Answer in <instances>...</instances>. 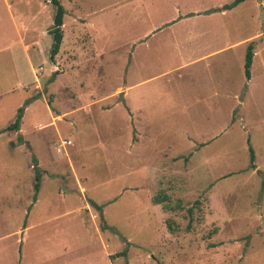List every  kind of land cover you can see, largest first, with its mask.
<instances>
[{"label":"rangeland","instance_id":"1","mask_svg":"<svg viewBox=\"0 0 264 264\" xmlns=\"http://www.w3.org/2000/svg\"><path fill=\"white\" fill-rule=\"evenodd\" d=\"M234 1L59 0L51 59L56 6L0 0V264H264V0Z\"/></svg>","mask_w":264,"mask_h":264},{"label":"trees","instance_id":"2","mask_svg":"<svg viewBox=\"0 0 264 264\" xmlns=\"http://www.w3.org/2000/svg\"><path fill=\"white\" fill-rule=\"evenodd\" d=\"M51 3H53L56 6V13L54 16V23H53V27L50 31V33L53 35V45L50 51V57L51 59H54V57L56 56V54L59 52L60 46H61V42H62V38H63V31H62V25H63V17H64V8L62 7V5L60 4L59 0H50ZM242 0H235L233 2V4H236L238 2H240ZM253 46L252 44H249V46L247 47V52H246V57H245V74L247 76V78H250V67L252 65V61H253ZM22 108H19L18 110V114L15 118V120L9 124L6 127V130H19L20 129V122H21V118H22ZM250 149V154H251V167H255V155H254V151L252 149V147L249 148ZM37 180H39V177L37 176ZM36 186H38V183H36ZM160 201L158 200L157 203H159ZM94 204L98 210L101 209V206L95 204L94 202L92 203ZM119 255L121 256H125L126 255V251H121L119 253Z\"/></svg>","mask_w":264,"mask_h":264},{"label":"water","instance_id":"3","mask_svg":"<svg viewBox=\"0 0 264 264\" xmlns=\"http://www.w3.org/2000/svg\"><path fill=\"white\" fill-rule=\"evenodd\" d=\"M119 101L123 102L124 103V97H123V93H120L119 95Z\"/></svg>","mask_w":264,"mask_h":264},{"label":"built area","instance_id":"4","mask_svg":"<svg viewBox=\"0 0 264 264\" xmlns=\"http://www.w3.org/2000/svg\"><path fill=\"white\" fill-rule=\"evenodd\" d=\"M65 143L67 144V143H69V142H68V141H63V144H65Z\"/></svg>","mask_w":264,"mask_h":264},{"label":"crops","instance_id":"5","mask_svg":"<svg viewBox=\"0 0 264 264\" xmlns=\"http://www.w3.org/2000/svg\"><path fill=\"white\" fill-rule=\"evenodd\" d=\"M17 28L20 30V28H21V27H20V28H19V27H17Z\"/></svg>","mask_w":264,"mask_h":264}]
</instances>
